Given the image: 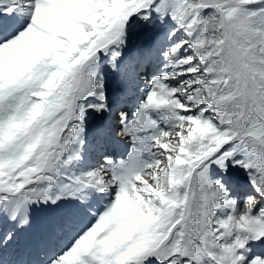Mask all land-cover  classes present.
<instances>
[{
  "label": "snow or ice",
  "instance_id": "snow-or-ice-1",
  "mask_svg": "<svg viewBox=\"0 0 264 264\" xmlns=\"http://www.w3.org/2000/svg\"><path fill=\"white\" fill-rule=\"evenodd\" d=\"M0 264H264V0H0Z\"/></svg>",
  "mask_w": 264,
  "mask_h": 264
}]
</instances>
